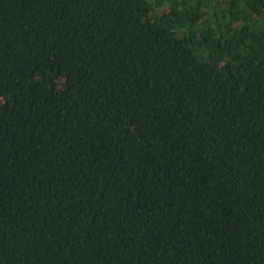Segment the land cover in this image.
Returning a JSON list of instances; mask_svg holds the SVG:
<instances>
[{
  "label": "trees",
  "instance_id": "16d2710c",
  "mask_svg": "<svg viewBox=\"0 0 264 264\" xmlns=\"http://www.w3.org/2000/svg\"><path fill=\"white\" fill-rule=\"evenodd\" d=\"M0 264H264V0H0Z\"/></svg>",
  "mask_w": 264,
  "mask_h": 264
}]
</instances>
